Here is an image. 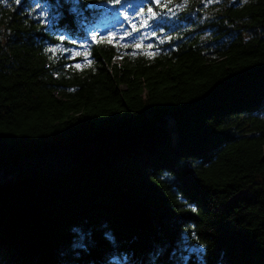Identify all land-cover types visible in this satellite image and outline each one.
Masks as SVG:
<instances>
[{"label":"trees","instance_id":"1","mask_svg":"<svg viewBox=\"0 0 264 264\" xmlns=\"http://www.w3.org/2000/svg\"><path fill=\"white\" fill-rule=\"evenodd\" d=\"M112 2L0 0V264H264V0Z\"/></svg>","mask_w":264,"mask_h":264},{"label":"snow or ice","instance_id":"2","mask_svg":"<svg viewBox=\"0 0 264 264\" xmlns=\"http://www.w3.org/2000/svg\"><path fill=\"white\" fill-rule=\"evenodd\" d=\"M124 0H113L112 3H110L111 7H118L119 5L123 4ZM151 5H155L157 7L160 6V0H148V6H147V15H145V8L142 7L140 9L137 10L136 16L135 17H130L128 14L126 13H122L123 18L129 22L130 24V28H131V32H125L122 34H116L113 32H109L108 35L106 37H98L97 35H92L91 39L93 41V43H99L101 42L102 39H106L107 43L111 44L112 46L116 47L119 45L120 41H123L127 36L131 35L133 32H137L139 29L137 27V25L135 23H133L132 21L136 18V17H141V24L139 27H145L147 26V20L149 19H155L156 18V13L153 12V7ZM36 7L38 9H42L44 7L43 4L39 3V0H36ZM45 16L44 11L40 12V17L43 18ZM43 22V20L41 19V23ZM66 38L65 37H61V41L63 42ZM70 43H72L75 47L73 48L72 52L70 53L69 58L71 59H75L76 55H78V48H82L83 45L78 44L76 41H69ZM142 45L141 44H135L133 47L135 48H140ZM123 47H129L128 45H123ZM149 48L152 47V45H148ZM86 56L88 55L87 53L85 54ZM90 62V61H89ZM75 67L79 68L80 64H75Z\"/></svg>","mask_w":264,"mask_h":264},{"label":"rangeland","instance_id":"3","mask_svg":"<svg viewBox=\"0 0 264 264\" xmlns=\"http://www.w3.org/2000/svg\"><path fill=\"white\" fill-rule=\"evenodd\" d=\"M251 253H254V254H258L261 258L264 259V249H260V248H253L251 249L250 251Z\"/></svg>","mask_w":264,"mask_h":264}]
</instances>
